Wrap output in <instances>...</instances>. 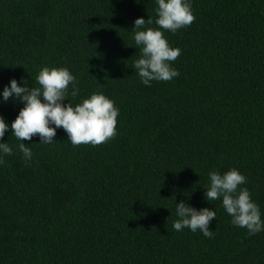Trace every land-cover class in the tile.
<instances>
[{"label":"trees","instance_id":"16d2710c","mask_svg":"<svg viewBox=\"0 0 264 264\" xmlns=\"http://www.w3.org/2000/svg\"><path fill=\"white\" fill-rule=\"evenodd\" d=\"M189 2L195 21L164 31L180 75L145 86L134 34L159 28L156 0H0V143L13 150L0 153V264H264V231L249 235L222 198H205L209 173L235 168L264 221V0ZM138 18L153 23L134 29ZM44 67L76 77L65 105L114 101L115 138L73 146L59 128L52 143L16 139L24 105L3 89L40 87ZM182 201L216 212L212 238L174 230Z\"/></svg>","mask_w":264,"mask_h":264},{"label":"clouds","instance_id":"9594fccd","mask_svg":"<svg viewBox=\"0 0 264 264\" xmlns=\"http://www.w3.org/2000/svg\"><path fill=\"white\" fill-rule=\"evenodd\" d=\"M158 4V19L155 23L158 29L148 28L146 31H136L135 44L141 47V57L134 62L133 67L145 86H151L152 81H171L180 73L171 67L181 55V49L170 47L164 36V31L172 33L190 26L196 19L189 0H156ZM152 24L149 18L135 20L134 29L144 28ZM163 30V31H162ZM40 87L29 88L18 85L16 79L10 81V87L3 89V99L18 98L23 107L11 123L12 135L20 141H31L34 136L40 137V143H52L56 130L63 128L68 140L73 146L81 144L98 146L107 143L117 135V117L119 109L114 101L102 93H94L81 104L73 106L68 100L69 86H73L71 96L78 95L75 87L76 77L67 68L44 67L36 77ZM54 125V127H53ZM9 125L0 115V140L3 139ZM19 151L26 159H31L33 153L25 143L18 145ZM8 143H0V153L12 155ZM4 161L0 157V164ZM210 186L205 191L208 201L222 198V205L227 214L232 217V224L255 235L264 231V221L258 204L251 199V193L241 185L247 183V178L233 168L223 175L213 171L209 173ZM176 214L179 217L173 223L177 232L189 228L192 232L200 230L207 238H212L211 222L216 219V212L209 208L199 211L185 202L176 204Z\"/></svg>","mask_w":264,"mask_h":264}]
</instances>
